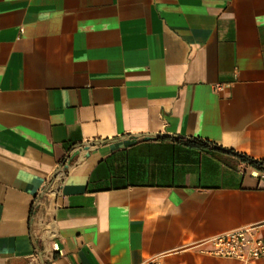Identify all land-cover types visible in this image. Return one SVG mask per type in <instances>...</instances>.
<instances>
[{"label": "crops", "instance_id": "0c3cea01", "mask_svg": "<svg viewBox=\"0 0 264 264\" xmlns=\"http://www.w3.org/2000/svg\"><path fill=\"white\" fill-rule=\"evenodd\" d=\"M229 149L264 160V0H0V264H240Z\"/></svg>", "mask_w": 264, "mask_h": 264}, {"label": "built area", "instance_id": "2783aa9c", "mask_svg": "<svg viewBox=\"0 0 264 264\" xmlns=\"http://www.w3.org/2000/svg\"><path fill=\"white\" fill-rule=\"evenodd\" d=\"M207 251L215 257L232 259L240 264H264V222L249 227L233 229L207 240ZM141 264H160L147 260Z\"/></svg>", "mask_w": 264, "mask_h": 264}, {"label": "trees", "instance_id": "16d2710c", "mask_svg": "<svg viewBox=\"0 0 264 264\" xmlns=\"http://www.w3.org/2000/svg\"><path fill=\"white\" fill-rule=\"evenodd\" d=\"M191 144H198L199 142L197 141V139H193L191 142ZM217 148V147H216ZM219 150H222L220 148H217ZM223 151V150H222ZM228 153L236 156V158H238L240 161L247 163L248 165H251L255 168H257L260 171H264V160L261 159H253L243 153H239L236 152L232 149L227 150Z\"/></svg>", "mask_w": 264, "mask_h": 264}, {"label": "water", "instance_id": "95a60500", "mask_svg": "<svg viewBox=\"0 0 264 264\" xmlns=\"http://www.w3.org/2000/svg\"><path fill=\"white\" fill-rule=\"evenodd\" d=\"M154 137H169V138H171V137H175V138H177V137H179V136H176V135H168V134H163V133H158V134H155V135H152V136H146V137H144V139L147 140V139H149V138H154ZM89 146H91V144H90V145H86V148L89 147ZM76 154H77V153L75 152L74 155H76Z\"/></svg>", "mask_w": 264, "mask_h": 264}, {"label": "bare ground", "instance_id": "6f19581e", "mask_svg": "<svg viewBox=\"0 0 264 264\" xmlns=\"http://www.w3.org/2000/svg\"><path fill=\"white\" fill-rule=\"evenodd\" d=\"M60 172V171H59Z\"/></svg>", "mask_w": 264, "mask_h": 264}]
</instances>
